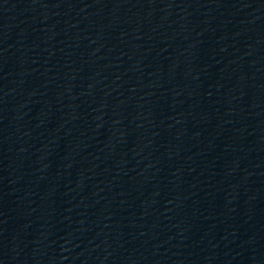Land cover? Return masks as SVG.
Returning <instances> with one entry per match:
<instances>
[{
	"label": "water",
	"instance_id": "water-1",
	"mask_svg": "<svg viewBox=\"0 0 264 264\" xmlns=\"http://www.w3.org/2000/svg\"><path fill=\"white\" fill-rule=\"evenodd\" d=\"M0 264H264V0H24Z\"/></svg>",
	"mask_w": 264,
	"mask_h": 264
}]
</instances>
